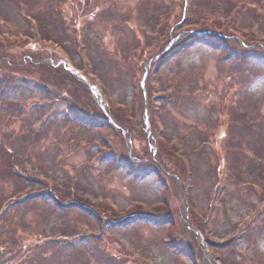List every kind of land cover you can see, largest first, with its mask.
Wrapping results in <instances>:
<instances>
[{"label": "rangeland", "instance_id": "1", "mask_svg": "<svg viewBox=\"0 0 264 264\" xmlns=\"http://www.w3.org/2000/svg\"><path fill=\"white\" fill-rule=\"evenodd\" d=\"M3 6L0 264H264V0Z\"/></svg>", "mask_w": 264, "mask_h": 264}, {"label": "trees", "instance_id": "2", "mask_svg": "<svg viewBox=\"0 0 264 264\" xmlns=\"http://www.w3.org/2000/svg\"><path fill=\"white\" fill-rule=\"evenodd\" d=\"M13 1H15V0H0V9H4L5 7L3 6V3H8V2H13ZM7 7V6H6ZM5 10V9H4ZM4 10H3V13H4ZM25 16V18L27 19V17H29L30 16V18L31 19H33V21L36 23V28H37V30L42 34V28H41V24H40V19L38 18V16H33V15H30V14H27V12H26V14H24ZM7 18V17H6ZM9 19V18H8ZM30 24V29H29V31H31V32H29L30 34L31 33H33V31H32V28H33V24L31 23V22H29ZM29 33H23V32H21V33H9V32H1L0 33V38H1V40H0V44H3V43H5V42H7V43H18L19 45H20V47H22L23 49H25V47L26 46H28L29 45V43H28V37L30 36V34ZM7 35V36H6ZM25 36H27V38H25ZM22 37H24V38H22ZM2 39H3V41H2ZM44 40H47V38H44ZM58 44L60 45V46H64V44H62V42H60V41H58ZM4 57V56H3ZM26 59H28V61L29 60H31V59H29V58H27V57H25V58H22L21 59V61L22 62H24L25 63V61H26ZM2 60H4V59H2ZM18 61H20V60H18ZM14 62V61H13ZM31 62V61H30ZM20 64H22V63H20ZM27 63H25V65H26ZM30 65H32V63L30 64ZM12 79L11 78H9L8 80H7V83H11L12 81H11ZM4 81H6V80H4ZM2 83V82H1ZM0 83V84H1ZM93 214L95 215L96 213H94L93 212ZM137 216H139V217H137ZM135 217H137V218H149L147 215H136Z\"/></svg>", "mask_w": 264, "mask_h": 264}]
</instances>
